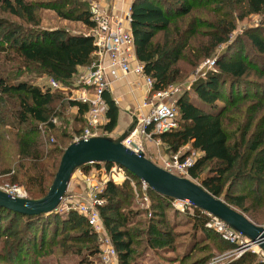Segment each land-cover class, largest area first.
<instances>
[{
	"label": "trees",
	"instance_id": "16d2710c",
	"mask_svg": "<svg viewBox=\"0 0 264 264\" xmlns=\"http://www.w3.org/2000/svg\"><path fill=\"white\" fill-rule=\"evenodd\" d=\"M232 3H243L242 11L235 14L229 10ZM0 5L4 11L23 18L30 25L26 34H19L9 29L13 27L9 21L0 19V32L5 28L0 39V57L4 55L5 61L17 64L0 74V167L3 165L2 174L13 172L10 183L26 186L29 198H40L48 193L62 155L72 143L59 146L58 141L68 136L57 127L56 117L62 119L67 107H77L76 120L84 122L89 107L78 100L66 99L61 90L43 88L23 77L31 70L41 77L71 84L78 69L89 66L94 60L96 46L87 32L95 23L91 19L90 0H0ZM44 8L54 10L64 20L81 22L87 28L86 33H74L66 28H40L39 11ZM251 13L264 14V0H134L131 28L136 54L145 65L146 74L154 78V89L163 90L185 79L191 72L189 67L193 71L211 58L215 50L228 41L237 27L236 21ZM256 28L247 30L244 35L252 55L243 54V45L237 49V57H229V52L214 57L216 70H209L195 80L191 92H184L178 98L179 126L155 136L174 153L187 144L199 151L200 157L189 168L190 178L198 180L215 196H223L255 223L253 213L264 205V26ZM182 61L184 66L179 64ZM252 74L259 78L258 84L247 81ZM249 88L254 89L252 94L246 92ZM104 97L108 104V122L103 129L110 135L118 124L120 106L111 93H105ZM249 98L259 101L247 107L244 113L247 121L240 138L231 141L225 121ZM260 111L263 113L259 116ZM41 126L47 131L46 141L41 137ZM7 136L11 139H6ZM6 145L15 146L16 160L6 158L9 153L4 149ZM95 164L99 167V163ZM113 164L105 163L107 167ZM87 165L80 169H86ZM127 173L142 182L131 172ZM235 183L242 187L241 192L230 191L229 186ZM148 189L157 202L152 211L155 216L145 232L146 247L156 251L172 249L174 234L164 209L173 199ZM129 194L126 184L109 181L103 192L104 204L99 207L118 252L119 264H133L139 257L130 228L136 223V215L131 214V210H122L129 203ZM190 206L206 218L209 216L202 209ZM22 219L23 228H16ZM197 221L202 229H207V221L200 218ZM60 227L63 231L67 227L69 231H79L78 234H60ZM48 228L53 229V238L49 241L46 240ZM98 239L88 219L77 210H70L66 217L55 211L27 216L0 207L2 262L16 257L22 263L24 252L33 247L34 264H38L43 248L56 244L61 255H78L81 260L77 264H90L91 259L101 256ZM191 250L182 260L192 254ZM248 255L250 253L232 264H246L251 259ZM252 262L264 264V261Z\"/></svg>",
	"mask_w": 264,
	"mask_h": 264
},
{
	"label": "rangeland",
	"instance_id": "374dc122",
	"mask_svg": "<svg viewBox=\"0 0 264 264\" xmlns=\"http://www.w3.org/2000/svg\"><path fill=\"white\" fill-rule=\"evenodd\" d=\"M229 6L231 7H228V9L235 11V14H237L242 11V7H244V4L242 3V5H235L232 3ZM39 12L41 14L40 28H66L74 33H86L87 31V28L81 22L64 20L60 18L57 13L52 9L44 8ZM0 19L9 21L13 25V27L9 26V29L12 28L19 34H26V29L30 27V25H28V23H26L23 18L11 15L9 12L4 11L1 5ZM236 23L237 27L230 34L228 41L221 44L215 50L211 58L204 60L201 64L198 65V68L193 71L189 67L191 72L185 77V79L183 78V80L181 79L177 83L180 86V91L174 96L173 100H178L180 95H182L184 92H191L193 82L199 78V75L197 74L198 69H202L203 64L206 61L212 60L214 59V57H218L225 52H229V57H237V49H240L243 45V54L249 53V55H252V49L249 47L250 45H248V40L244 37V35L245 32L249 29H257L256 27L259 28L260 26H264V14L251 13L243 20L238 19ZM4 30L5 28L2 29L0 32V39H2ZM3 56L4 55L0 57V74H5L6 72H4V70L10 69L11 66L17 65L16 63L5 61V58ZM179 64L184 66L183 61ZM83 74L84 69L79 68L71 84H61L63 88L59 90L64 92V94L66 95V99H69L73 96V94H76V91L72 92V89L76 90L82 86L81 78ZM23 78L35 82L41 86L48 84L49 81L48 77H41L39 76V74L31 70L29 72L26 71ZM247 81H249L250 83L254 82L258 84L259 78L252 74L249 78H247ZM242 92H244V89H242ZM242 92L241 94H243ZM246 92L248 94H252L254 92V89L249 88L248 90H246ZM262 98H264V95ZM258 101L259 99L249 98L247 101L242 103V105L239 104V107H237L235 113H230L229 119L225 121V127L227 128L228 133L230 134L231 141L238 140L240 138L241 130L247 121V117L245 116L246 114L244 113L249 105H252L253 103H256ZM58 107L62 109L60 105ZM122 108H124V110H126L127 108L128 113L134 112V109L132 107H130V109H128V107H120V111ZM77 109V107H67L65 109L63 118L61 119L60 117H56L55 119L56 125L60 129V131L68 136L66 137V139L64 138L58 141L59 146H63V144L67 145L70 142L76 141L78 138L83 137L87 128H90L92 133L94 134L96 133L98 135H107L104 132L103 126L108 121L101 126H91V124H89L88 119L84 116V122H80L76 120ZM239 110H243V113H241ZM261 113L263 112L260 111L259 116ZM123 115L125 116V118H127V120L124 119V122L121 121V119L118 120V124L115 130L110 133V135H120L129 127V125L133 121L131 116H127L125 112ZM136 115L138 116V113ZM7 128L10 129L9 127H6L5 129ZM40 128L41 137L44 141H46L48 139L47 131L44 130L43 126H41ZM6 139L10 140L11 138L7 136ZM158 139L160 138L157 137L151 139L149 136L137 132L132 133V135L129 137V144L136 148L139 147L143 149L147 157L152 159L157 164L166 167H168L167 164L171 163V161L173 160V158H175L176 155H178L180 161H187L191 165L194 164L195 160L201 155L199 151L192 149L190 144L184 145L183 147H181L179 152L174 153L166 147V145L161 141V139ZM50 140L51 142L54 141V139ZM4 149L5 151H9L8 155L6 154L7 159H17L16 149L14 145H6ZM12 166H15V161ZM86 167L87 168L84 170L78 169L74 172L67 191V197L63 200V203L55 212H57L58 215L61 217H66L68 216L70 210H75L73 206L76 203L81 202L82 198H84L88 190H90V187L88 188L87 179H93L91 183L92 186L102 185L106 187V184L104 182L108 178L109 181H113L116 184H126L128 186V189L130 190L128 198L129 203L124 205L122 207V210H131L133 212L131 214L136 215V223L130 225V228H132V231L134 232V241L135 246L137 247V250L139 252V257L137 256L138 260L133 264H232L233 262L241 260L244 256L247 257V254L249 253L250 255H248V257L251 259H248V262H246V264H252V261H264V254L261 252L260 248L257 245L253 244L251 245V248H248L244 251L245 247L243 246V243L241 244L237 242H231L230 240L226 239V237L224 236L225 233L219 230V225L216 223L215 219L213 218V215H209L206 212L209 215L206 218V216L196 212V210H194V208L190 206V203H184L181 201H174L172 203H168L164 209V211L166 212V218L173 229L175 242L171 246L172 249H160L157 251L155 249H148V247H146L147 238L145 232L147 231L148 223L152 221L151 218L155 216L152 215V211L156 209L155 202L157 201L155 199V196L149 191L148 188L144 186L142 182H138L137 180L133 179L128 175V173L124 169L120 170L119 167L114 164L110 167H107L105 163H99L98 167L95 163H91L88 164ZM190 167L191 166H188L187 169L179 175L190 177ZM114 168H116V171L112 170ZM238 168H240V165H238ZM112 171L115 172L112 173ZM2 172L3 165L0 167L1 189L10 191V189L17 188L20 191V195L24 197H29V191L27 190L26 186L21 185L19 183H10L13 172L10 174H2ZM119 173H121L122 175H119ZM121 176H123L124 178ZM229 187L230 191H233L235 193H239L242 190V187H238L237 183H235L234 185H230ZM103 192L104 190L100 192L97 197L105 201ZM220 198L224 197L221 196ZM236 209L238 210V208ZM253 214L256 216V223L258 225H264V205ZM199 218L200 220L202 219L207 221V226L205 225L207 229H202V227H200L199 222L197 221ZM23 224L24 221L22 219L18 223V225H16V228L22 229ZM47 231L48 237L46 240L49 241L53 238V229L48 228ZM78 231L79 229L69 231L68 227L64 231L62 230V227H60L59 229L60 234H78ZM98 238V241L101 244L100 237L98 236ZM3 244H0V250L2 249ZM39 247L40 245L38 246V248ZM190 250L192 251V254L182 260L184 255ZM241 250L242 254H240ZM24 253L25 257L22 263L17 261L16 257H12L11 260L3 262L0 261V264H34V260L36 259V252L34 251V248L30 247ZM80 260L81 259L78 257V255H61L59 246L56 244L53 246L47 244L43 248V252L41 254L38 264H77V262ZM90 264H103V260L100 256L91 259Z\"/></svg>",
	"mask_w": 264,
	"mask_h": 264
},
{
	"label": "built area",
	"instance_id": "2783aa9c",
	"mask_svg": "<svg viewBox=\"0 0 264 264\" xmlns=\"http://www.w3.org/2000/svg\"><path fill=\"white\" fill-rule=\"evenodd\" d=\"M127 1L131 0H90L91 19L94 21L95 27L89 30L87 34L92 36L96 50L94 60L84 68V74L81 78L82 86L76 90L72 89V92L76 91V94H73L71 99L87 104L89 108L85 118L88 119L91 126H101L108 121V104L104 94L108 92L112 95V86L115 80L132 73L136 74L143 79L146 90L145 97L139 106V123L134 133H143L154 139L157 138L156 135L170 132L179 126V108L177 100H173V98L180 91V86L173 84L163 90L154 89V78L146 74L145 65L137 58L135 38L131 28L132 6L126 3ZM125 5H127L126 9L124 8ZM215 65L216 58L206 61L203 68L198 69V77L204 76L209 70H216ZM41 87H48L52 90L63 88L61 83L54 78H49L48 84ZM114 100L118 104V100ZM95 135L98 134L92 133L91 129L87 128L83 137L77 140L88 139ZM125 144L136 151L143 150L130 145L129 138ZM114 165L118 166L120 170L124 169L117 164ZM167 165L168 167H162L178 175L188 166H191L187 161H180L178 155ZM112 170L116 171V168ZM119 175L122 174L119 173ZM92 180V178L87 179L90 190L82 198V201L76 203L73 208L88 219L89 224L100 237L103 264H119L118 252L107 233L99 208L104 204V200L97 196L105 187L102 185L92 186ZM107 182H109V178L104 183L107 184ZM142 183L146 188H149L144 181ZM9 192L22 196L17 188L10 189ZM181 202L189 203L188 201ZM213 218L219 225V230L225 233L226 239L231 242L243 243L244 251L251 248L245 236L215 216ZM240 254H242V250Z\"/></svg>",
	"mask_w": 264,
	"mask_h": 264
},
{
	"label": "water",
	"instance_id": "95a60500",
	"mask_svg": "<svg viewBox=\"0 0 264 264\" xmlns=\"http://www.w3.org/2000/svg\"><path fill=\"white\" fill-rule=\"evenodd\" d=\"M133 2L134 0L132 4ZM132 119L129 127L118 136L95 135L73 141L66 147L54 181L45 196L22 197L0 188V207L27 216L50 214L56 211L67 197L75 171L86 164L114 163L134 174L159 194L173 200L188 201L225 222L245 236L250 245H257L264 254V225L256 224L223 198L212 194L198 181L167 170L147 157L145 151H136L125 144L138 127V116L133 114Z\"/></svg>",
	"mask_w": 264,
	"mask_h": 264
},
{
	"label": "crops",
	"instance_id": "0c3cea01",
	"mask_svg": "<svg viewBox=\"0 0 264 264\" xmlns=\"http://www.w3.org/2000/svg\"><path fill=\"white\" fill-rule=\"evenodd\" d=\"M126 3H129L131 5L132 0L127 1ZM124 8L126 9L127 5H125ZM82 68L84 69L85 67ZM145 90L146 88L144 86L143 79L133 73L129 74L128 76L119 78L113 82L112 95L114 99L118 100V105L120 107H128V109L132 107L134 109V112L128 113L127 108L126 110L122 108L119 112L118 120L121 119V121L123 122L124 119L127 120V118H125V116L123 115L124 112L125 114H127V116H131V118L133 114L139 113V106L145 97Z\"/></svg>",
	"mask_w": 264,
	"mask_h": 264
}]
</instances>
